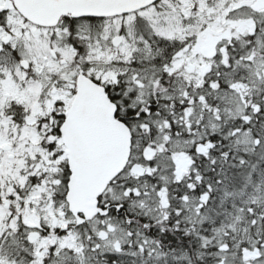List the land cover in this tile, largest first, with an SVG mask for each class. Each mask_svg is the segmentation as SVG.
<instances>
[{"label":"snow or ice","instance_id":"6c2138e0","mask_svg":"<svg viewBox=\"0 0 264 264\" xmlns=\"http://www.w3.org/2000/svg\"><path fill=\"white\" fill-rule=\"evenodd\" d=\"M0 264H264V0H0Z\"/></svg>","mask_w":264,"mask_h":264}]
</instances>
